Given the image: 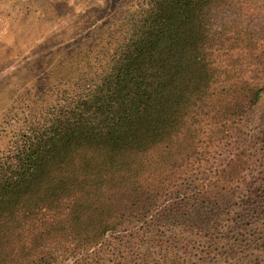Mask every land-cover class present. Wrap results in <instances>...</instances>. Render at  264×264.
Listing matches in <instances>:
<instances>
[{
  "label": "trees",
  "instance_id": "obj_1",
  "mask_svg": "<svg viewBox=\"0 0 264 264\" xmlns=\"http://www.w3.org/2000/svg\"><path fill=\"white\" fill-rule=\"evenodd\" d=\"M142 1L110 21L128 31L97 83L40 114L0 163V264H102L117 235L120 264L238 259L207 246L215 222L235 231V197L257 184L264 0ZM166 221L198 248H169Z\"/></svg>",
  "mask_w": 264,
  "mask_h": 264
},
{
  "label": "rangeland",
  "instance_id": "obj_2",
  "mask_svg": "<svg viewBox=\"0 0 264 264\" xmlns=\"http://www.w3.org/2000/svg\"><path fill=\"white\" fill-rule=\"evenodd\" d=\"M130 5L133 12L145 3L142 0H0V163L6 160L22 132L37 123L40 114L52 105H65L68 98L97 83V78L109 67L117 40L128 31L122 23L114 28L110 21ZM103 23L108 26L94 32ZM252 123L260 160L251 181L257 184L253 193L247 195L253 197L251 201L248 197H235V213L241 214V221L229 223L235 229L230 235L215 222V238L207 246L224 248L222 253L228 255L227 259L238 258L232 261L235 264L241 259L244 262L240 264H264V236L249 233L250 230L255 233L252 224L264 229V215L258 217L261 212L253 211L264 212V94L255 108ZM166 222V229L159 233L161 239L166 237L164 241L170 240L169 248H198L195 234L178 235L176 222ZM225 225L224 221L222 227ZM224 236L234 237L231 244L236 242V245L225 248L228 241L221 243ZM121 237L109 238L97 254L102 264H120L125 255L114 250L123 247L118 245ZM258 248L262 251H257ZM148 249L144 252L147 257L153 253V249L150 252ZM138 254L141 252L132 256ZM132 256L129 262L136 264ZM154 261L152 258L148 263Z\"/></svg>",
  "mask_w": 264,
  "mask_h": 264
}]
</instances>
